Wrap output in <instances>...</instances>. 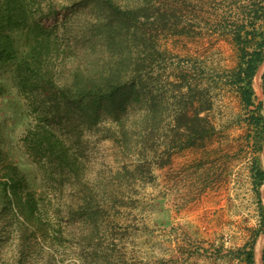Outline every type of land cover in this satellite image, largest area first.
Returning <instances> with one entry per match:
<instances>
[{
    "label": "rangeland",
    "instance_id": "1",
    "mask_svg": "<svg viewBox=\"0 0 264 264\" xmlns=\"http://www.w3.org/2000/svg\"><path fill=\"white\" fill-rule=\"evenodd\" d=\"M51 1L61 13L44 22L55 30L61 52L70 44L71 57L101 61L121 53L106 47L91 4ZM154 1L160 8L155 17L164 23L149 27L154 40L146 50L151 65L140 74L143 102L128 114L134 126L151 102L162 112L144 155L108 138L106 123L85 128L79 147L85 181L62 189L24 142L36 123L30 99L10 74L2 77L0 174L7 163L26 174L43 200L39 213L50 235L45 239L18 213L0 214V264H247L245 252L254 245L256 259L258 244L263 264L264 185L259 195L250 173L249 111L229 83L238 64L232 30L244 10L263 0H179L176 13L167 5L174 0ZM127 44L124 52L134 64L141 49ZM55 62L64 86L75 61ZM263 86L264 64L254 82L257 103H264ZM187 103L189 110H206L215 130L204 145L168 152L164 132L173 111ZM260 158L264 166V151Z\"/></svg>",
    "mask_w": 264,
    "mask_h": 264
},
{
    "label": "trees",
    "instance_id": "2",
    "mask_svg": "<svg viewBox=\"0 0 264 264\" xmlns=\"http://www.w3.org/2000/svg\"><path fill=\"white\" fill-rule=\"evenodd\" d=\"M174 1L176 4H167L170 13H176L179 0ZM85 3L91 4L98 14L106 47H120L121 53L109 56L107 61L75 59L70 55V44L68 51L61 52L55 30L44 22L61 13L53 1L0 0V97L6 93L2 77L10 74L20 93L30 99L36 119L24 137L26 147L34 159L47 166L49 180L62 189L67 184L82 185L85 181L86 165L79 148L85 128L106 123L108 138L124 151L136 148L144 155L148 137L154 136L162 123V112L153 102L142 107L144 112L137 125L128 121L130 107L143 102L145 83L140 74L151 65L146 50L154 36L149 27L164 23L161 16L155 17L160 8L154 0H80L74 6ZM241 17L231 34L238 64L231 71L229 83L249 111L248 143L254 154L250 173L260 195L264 185L260 158L264 151V103H257L254 82L264 64V0L244 10ZM131 41L141 49L134 64L124 52ZM68 59L75 61V67L63 86L58 81L55 61ZM190 104L193 106L194 102ZM205 111L189 110L188 103L173 111L164 132L166 151L192 148L199 142L204 145L211 137L210 131L215 130ZM1 132L0 124V135ZM29 185L26 174L17 165L4 164L0 174V214H20L25 223L35 226L47 239L50 232L39 213L43 200ZM92 219V214L87 217V221ZM245 261L256 264L254 245L245 252Z\"/></svg>",
    "mask_w": 264,
    "mask_h": 264
},
{
    "label": "bare ground",
    "instance_id": "3",
    "mask_svg": "<svg viewBox=\"0 0 264 264\" xmlns=\"http://www.w3.org/2000/svg\"><path fill=\"white\" fill-rule=\"evenodd\" d=\"M256 260H257V264H262L261 244H258L256 247Z\"/></svg>",
    "mask_w": 264,
    "mask_h": 264
}]
</instances>
